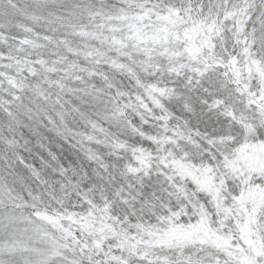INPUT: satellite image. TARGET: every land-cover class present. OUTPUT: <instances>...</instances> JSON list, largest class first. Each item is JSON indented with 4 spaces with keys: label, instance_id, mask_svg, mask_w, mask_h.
Returning <instances> with one entry per match:
<instances>
[{
    "label": "snow or ice",
    "instance_id": "obj_1",
    "mask_svg": "<svg viewBox=\"0 0 264 264\" xmlns=\"http://www.w3.org/2000/svg\"><path fill=\"white\" fill-rule=\"evenodd\" d=\"M0 264H264V0H0Z\"/></svg>",
    "mask_w": 264,
    "mask_h": 264
}]
</instances>
